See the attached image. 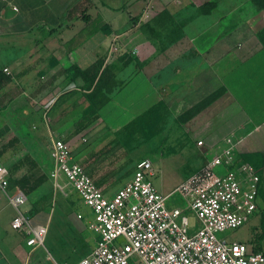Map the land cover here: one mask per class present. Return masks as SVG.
Listing matches in <instances>:
<instances>
[{
    "label": "crops",
    "instance_id": "0c3cea01",
    "mask_svg": "<svg viewBox=\"0 0 264 264\" xmlns=\"http://www.w3.org/2000/svg\"><path fill=\"white\" fill-rule=\"evenodd\" d=\"M210 1L0 0V37L41 46V72L48 80L41 88L43 104L55 103L67 92L89 94L100 83H123L97 110L98 118L79 128L78 133L88 137L90 151L71 152L105 192L128 179L118 177V161L107 173L98 157L112 142L101 145V137L114 136L119 125L124 126L121 117L106 114L107 106L121 114L134 107L129 123L155 109L163 96L169 107L174 98L195 107L222 89L220 98L183 125V137L197 149L191 151L194 169L233 146L237 163L250 164L261 175L258 213L248 222L257 221L247 244L251 253L264 255V42L253 26L238 31L240 25L223 35L215 24L220 6L208 13ZM120 95L128 102L115 99ZM82 110H93L87 100L75 113ZM53 138L57 137L51 136L50 142ZM36 217L32 216L34 225H43ZM257 227H263L259 235ZM22 236L0 225V264H20L19 250H27Z\"/></svg>",
    "mask_w": 264,
    "mask_h": 264
},
{
    "label": "rangeland",
    "instance_id": "374dc122",
    "mask_svg": "<svg viewBox=\"0 0 264 264\" xmlns=\"http://www.w3.org/2000/svg\"><path fill=\"white\" fill-rule=\"evenodd\" d=\"M207 5L210 7L208 13L217 5L220 6L221 14L215 24L220 27L223 35L240 25L238 31L253 26L259 40L264 42V0H212ZM31 43L24 39L0 37V71L8 70L14 75V80L0 89V164L8 170L11 186L14 179L26 173L23 168L12 172L13 166L26 154L36 161L41 172L47 173L52 163L51 136L63 139L73 155L90 151L88 137L78 133L79 128L85 125L88 119L98 118L97 110L105 106L111 94L123 84L100 83L89 94L67 92L57 102L48 100L43 104L41 88H46L48 80L45 72H41V46ZM50 93L53 94V91ZM215 93L214 100L223 95V90L219 89ZM115 99L120 103L128 102L122 95ZM174 99L175 104L169 107L168 99L163 96L155 109L138 117V122L129 129L125 127L132 122L126 121L136 114L134 107L129 106L128 112L124 114L118 112L116 107L105 108L106 114L121 117V123L124 125H119L116 135L105 134L100 139L101 145L112 141L105 146L110 150L98 156L103 159L107 173L112 169L113 163L118 161V177L129 179L135 165L148 159L154 169L153 184L163 195H168L200 168L194 169V152L191 151L197 149L194 144L185 143L183 125L197 117L204 107H189L181 100ZM86 100L93 110L89 114L86 110L75 113V109L84 106ZM13 138H16L18 143L12 148L7 147V143ZM122 184L124 183L117 187ZM28 199L27 208L30 214L37 216L36 218L41 217V224L46 227L47 232L43 246L33 251L30 256L27 255L29 250L24 247V250H19L20 264H75L90 252L93 237L85 228L91 217L90 210L82 204L76 193L68 198L56 195L50 183H46ZM6 201L0 193V225L12 233L9 221L14 211L6 207ZM172 205L184 210L186 202L175 192L166 200L168 208ZM79 214L82 218L78 217ZM188 216L191 225H194L193 217ZM253 221L247 222L237 230L226 231L220 237L229 242L245 243L247 251L250 252L247 241L252 238L254 230L251 225L255 224L257 219ZM31 224L34 225L33 219ZM256 229L257 235L263 232V227ZM24 240L25 237L22 236L23 244Z\"/></svg>",
    "mask_w": 264,
    "mask_h": 264
},
{
    "label": "built area",
    "instance_id": "2783aa9c",
    "mask_svg": "<svg viewBox=\"0 0 264 264\" xmlns=\"http://www.w3.org/2000/svg\"><path fill=\"white\" fill-rule=\"evenodd\" d=\"M51 160L46 176L53 192L65 198L76 193L90 210L85 228L92 234V248L75 264L264 263V255L248 252L245 243L220 237L241 228L258 212L261 175L252 165L237 163L233 146L211 156L168 195L153 184L148 159L139 161L128 181L110 193L74 160L62 139L51 140ZM175 192L186 202L184 210L166 206ZM0 193L14 211L10 228L23 234L30 256L43 246L47 229L31 224L25 208L28 197L11 187L9 172L1 164Z\"/></svg>",
    "mask_w": 264,
    "mask_h": 264
},
{
    "label": "trees",
    "instance_id": "16d2710c",
    "mask_svg": "<svg viewBox=\"0 0 264 264\" xmlns=\"http://www.w3.org/2000/svg\"><path fill=\"white\" fill-rule=\"evenodd\" d=\"M11 78L12 77L10 75H7L3 71H0V89H2L7 84H9L12 80ZM215 94L209 96L207 99H205L200 104L196 105L194 108L205 107L207 104L210 103L211 100H214ZM146 113H144L143 115H145ZM138 120L139 119L127 125L125 129H129L130 127L134 126L138 122ZM17 143H18L17 139L13 138L7 143V147L12 148ZM0 156H1V153H0ZM21 168L25 169L26 173L20 176L19 178L14 179L13 185L11 187L18 188L26 196L31 195L38 188H40L43 184H45L48 180L46 174L40 171V168L38 164L36 163V161H34L27 154L17 161V163L13 166L12 172L14 173V171L16 172L20 170ZM10 185H11V178H10Z\"/></svg>",
    "mask_w": 264,
    "mask_h": 264
}]
</instances>
